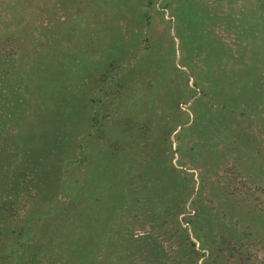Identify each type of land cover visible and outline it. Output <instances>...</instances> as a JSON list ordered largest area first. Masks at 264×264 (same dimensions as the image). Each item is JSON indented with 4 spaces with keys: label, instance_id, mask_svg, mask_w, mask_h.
Wrapping results in <instances>:
<instances>
[{
    "label": "rangeland",
    "instance_id": "rangeland-1",
    "mask_svg": "<svg viewBox=\"0 0 264 264\" xmlns=\"http://www.w3.org/2000/svg\"><path fill=\"white\" fill-rule=\"evenodd\" d=\"M0 264H264V0H0Z\"/></svg>",
    "mask_w": 264,
    "mask_h": 264
}]
</instances>
